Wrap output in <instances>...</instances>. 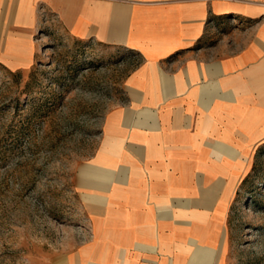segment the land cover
<instances>
[{
    "label": "crops",
    "instance_id": "0c3cea01",
    "mask_svg": "<svg viewBox=\"0 0 264 264\" xmlns=\"http://www.w3.org/2000/svg\"><path fill=\"white\" fill-rule=\"evenodd\" d=\"M44 14L140 58L73 173L85 233L53 264H225L264 144V0H0V64L35 61Z\"/></svg>",
    "mask_w": 264,
    "mask_h": 264
},
{
    "label": "rangeland",
    "instance_id": "374dc122",
    "mask_svg": "<svg viewBox=\"0 0 264 264\" xmlns=\"http://www.w3.org/2000/svg\"><path fill=\"white\" fill-rule=\"evenodd\" d=\"M42 18L35 61L0 64V264H53L82 239L87 217L73 173L140 61ZM225 234V264H264V144L228 206Z\"/></svg>",
    "mask_w": 264,
    "mask_h": 264
}]
</instances>
